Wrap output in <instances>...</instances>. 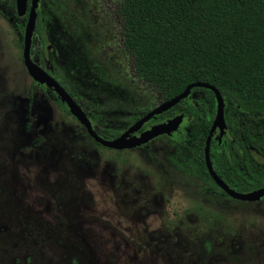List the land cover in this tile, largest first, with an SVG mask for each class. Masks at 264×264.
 <instances>
[{
	"label": "rangeland",
	"instance_id": "1",
	"mask_svg": "<svg viewBox=\"0 0 264 264\" xmlns=\"http://www.w3.org/2000/svg\"><path fill=\"white\" fill-rule=\"evenodd\" d=\"M119 3L42 0L49 49L34 35L29 54L79 99L105 140L159 100L122 50ZM23 28L0 0V225L16 248L29 246L37 264H264V200L243 205L212 194L177 143L192 134L194 115L176 114L177 129L145 147L96 150L27 75ZM185 105L210 111L215 99L197 92Z\"/></svg>",
	"mask_w": 264,
	"mask_h": 264
},
{
	"label": "trees",
	"instance_id": "2",
	"mask_svg": "<svg viewBox=\"0 0 264 264\" xmlns=\"http://www.w3.org/2000/svg\"><path fill=\"white\" fill-rule=\"evenodd\" d=\"M8 6L13 10L14 0H8ZM116 14L122 50L131 59L133 76L159 95L157 104L169 101L190 84H205L219 92L226 135L218 138L216 133L210 138L211 168L236 192L263 188L264 0H120ZM44 22L39 15L35 25L42 49L47 43ZM197 92L214 100L212 92L202 87L191 88L188 96ZM187 97L147 123H159L178 113L194 115L192 134L177 143L187 150L212 194L249 204L228 198L207 176L203 145L215 108L208 111L200 105V112L195 113L185 105ZM63 115L70 116L66 111ZM91 119L101 124L98 117ZM86 143L98 151H110L90 138ZM188 171L184 170L196 174L192 168Z\"/></svg>",
	"mask_w": 264,
	"mask_h": 264
},
{
	"label": "water",
	"instance_id": "3",
	"mask_svg": "<svg viewBox=\"0 0 264 264\" xmlns=\"http://www.w3.org/2000/svg\"><path fill=\"white\" fill-rule=\"evenodd\" d=\"M39 0H30L26 21L23 28L22 36V50H21V60L23 67L27 75L32 81L37 84H43L47 88L52 89V91L57 95L61 102L66 104L69 113L76 118L79 123L84 128L87 135L98 145L115 151L128 150L145 145L149 141L165 135L168 136L174 132L179 123L181 122L182 116L175 115L165 122L157 123L152 125L149 129L139 133L137 137L131 136L132 133L137 131L139 128L143 127L145 123L156 115L161 114L169 108H172L178 104L181 100L186 98L193 87H202L210 90L215 99V113L211 121L209 130L207 132L204 145H203V163L207 175L212 180V182L229 198L240 201V202H257L261 198H264V187L255 189L245 193L236 192L228 188L213 172L211 164L208 158V148L210 138L215 130H217L218 138H220L225 131V123L223 118V100L219 92L211 86L205 84H190L188 85L180 94L171 98L169 101L158 104L155 108L151 109L135 123L129 126L120 136L113 140H104L98 137L91 129V125L80 111L73 100L68 96L67 93L54 81L52 77L46 74L42 69H40L29 56L31 40L34 35V25L37 15V6ZM26 0H14V8L17 17H21L26 13Z\"/></svg>",
	"mask_w": 264,
	"mask_h": 264
},
{
	"label": "flooded vegetation",
	"instance_id": "4",
	"mask_svg": "<svg viewBox=\"0 0 264 264\" xmlns=\"http://www.w3.org/2000/svg\"><path fill=\"white\" fill-rule=\"evenodd\" d=\"M41 1L42 0H39V2H38V6H37V15H36V19H35V25H36V21H37V18H38V16L40 15V11H39V6H40V3H41ZM26 2H27V6H26V13L23 15V16H21L22 18H23V20H24V24H25V21H26V17H27V12H28V8H29V4H30V0H26ZM12 12H15V8L13 9V10H11ZM16 14V13H15ZM35 25H34V35H36L35 34ZM33 35V36H34ZM33 38V37H32ZM32 41V40H31ZM39 47H41L40 45H39ZM45 47H46V49H49V46H46L45 45ZM29 54H30V51H29ZM40 54V56H42L43 57V54L40 52L39 53ZM37 58V57H36ZM38 59V58H37ZM37 66L40 68V69H42L43 71H45L44 70V68H42V66L40 65V63L39 64H37ZM46 74H48L50 77H52L51 75H50V73H48V72H45ZM53 79H54V81H56V83L64 90V92L65 93H67L68 94V96L73 100V102L77 105V107L81 110V112L84 114V116L86 117V119L88 120V122L90 123V125H91V129L93 130V128H92V124H91V122L89 121V119L87 118V116H86V114H85V112H83V110L81 109V107H80V104L78 103V98L76 97V99L77 100H75V98H73L72 96H70L69 95V93L66 91V89L64 88V86L65 85H63L57 78H54V77H52ZM39 86L42 88V89H45V90H49V91H51V93H52V96L54 97V99H55V101H56V103L58 104V105H62V106H64V111H66L71 117H73L70 113H69V111H68V109H67V107H66V104L64 103V102H61L60 101V99L57 97V95L52 91V89H49V88H47L45 85H43V84H39ZM66 87V86H65ZM75 96V95H74ZM76 101V102H75ZM158 105V104H157ZM63 111V112H64ZM150 111V110H149ZM148 111V112H149ZM147 113V112H146ZM146 113H144L143 115H145ZM142 115V116H143ZM69 116V117H70ZM92 116H94V115H92ZM91 116V117H92ZM141 116V117H142ZM175 116V115H174ZM96 117H98L99 118V121H100V117L99 116H96ZM140 117V118H141ZM74 118V117H73ZM140 118H138V119H140ZM138 119H136V121L138 120ZM72 120V119H71ZM92 120V119H91ZM166 120H168V119H166ZM74 121H77L78 122V124L80 125V127L84 130V128L82 127V125L79 123V121L76 119V118H74ZM93 121V120H92ZM135 121V122H136ZM93 122H95V121H93ZM101 122V121H100ZM134 122V123H135ZM148 122V121H147ZM145 123V125L143 126V127H141V128H144L146 125H149L148 123ZM162 122V121H161ZM161 122H159V123H161ZM165 122V121H164ZM95 123H97V122H95ZM98 124V123H97ZM154 124H157V123H154ZM154 124H152V125H154ZM98 125H100V126H102L103 125V123L101 122V124H98ZM131 126V125H130ZM128 128V127H127ZM126 128V129H127ZM125 129V130H126ZM149 129V128H148ZM124 130V131H125ZM145 130H147V129H145ZM145 130H142V131H145ZM209 130V129H208ZM123 131V132H124ZM142 131H139L137 134H135V133H132L131 134V136H135V137H137L138 135H139V133H141ZM84 132H85V130H84ZM122 132V133H123ZM95 133V132H94ZM121 133V134H122ZM217 133V130H215L214 132H213V134H212V136H214L215 134ZM85 135H86V137H88V138H90L88 135H87V133L85 132ZM96 135H97V133H96ZM98 136V135H97ZM162 136H165V135H162ZM162 136H159V137H162ZM211 136V137H212ZM99 137V136H98ZM159 137H157V138H159ZM166 137V136H165ZM91 139V138H90ZM156 139V138H155ZM92 140V139H91ZM105 140V139H104ZM154 140V139H153ZM153 140H151V141H153ZM93 141V140H92ZM151 141H149V142H151ZM94 142V141H93ZM149 142L148 143H146L145 145H142V146H140V147H145L146 145H148L149 144ZM95 143V142H94ZM95 144H97V143H95ZM102 147V146H101ZM104 148V147H103ZM137 148H139V147H137ZM107 149V148H106ZM108 150H110V149H108ZM129 150V149H128ZM110 151H115V150H110ZM120 151H125V150H120ZM119 152V151H118ZM203 167H204V163H203ZM204 169H205V167H204ZM206 171V170H205ZM207 174V173H206ZM208 176V175H207ZM209 177V176H208ZM211 180V179H210ZM212 181V180H211ZM229 198V197H228ZM231 199V198H230ZM233 200V199H232ZM2 220L1 221H4L5 220V215H1V217H0ZM0 221V222H1ZM7 231H8V226L7 225H3V226H1L0 225V264H37L38 263V258L36 257V254H34L33 252L34 251H32L31 250V248L29 247V246H27L26 244H23V245H21V246H19L18 248H16L15 247V244H13L12 242H10L9 240H8V238L9 237H11V236H13L14 234H9V236L7 235ZM9 245H11V247H9Z\"/></svg>",
	"mask_w": 264,
	"mask_h": 264
}]
</instances>
